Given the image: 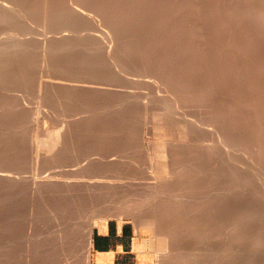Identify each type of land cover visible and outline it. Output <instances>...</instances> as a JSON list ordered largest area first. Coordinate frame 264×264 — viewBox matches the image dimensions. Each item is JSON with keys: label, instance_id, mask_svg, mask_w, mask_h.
<instances>
[{"label": "rangeland", "instance_id": "374dc122", "mask_svg": "<svg viewBox=\"0 0 264 264\" xmlns=\"http://www.w3.org/2000/svg\"><path fill=\"white\" fill-rule=\"evenodd\" d=\"M109 219L264 264V0H0V264H92Z\"/></svg>", "mask_w": 264, "mask_h": 264}, {"label": "crops", "instance_id": "0c3cea01", "mask_svg": "<svg viewBox=\"0 0 264 264\" xmlns=\"http://www.w3.org/2000/svg\"><path fill=\"white\" fill-rule=\"evenodd\" d=\"M90 244L92 264H142L129 223L107 220L93 228Z\"/></svg>", "mask_w": 264, "mask_h": 264}, {"label": "bare ground", "instance_id": "6f19581e", "mask_svg": "<svg viewBox=\"0 0 264 264\" xmlns=\"http://www.w3.org/2000/svg\"><path fill=\"white\" fill-rule=\"evenodd\" d=\"M109 47V46H108ZM131 80V79H130ZM57 132V131H56ZM53 133H55V132H53ZM60 133H55V134H53V137H51V136H49V138L51 137L52 139H50V141H49V138L47 139L48 141H45L44 143H42V144H40V145H42V147L43 146H45V147H49L51 150L53 149V147L56 145V146H58L59 144H60V142H59V144L57 145V143H58V138L60 137V136H58ZM51 135V134H50ZM49 142V143H48ZM47 144L49 145V146H47ZM55 148V147H54ZM49 149V150H50ZM44 179V178H43ZM193 213V212H192ZM194 214V213H193ZM191 215V214H190ZM165 216V215H164ZM169 218V217H168ZM172 218V217H171ZM158 220V219H157ZM157 222V221H156ZM170 222V221H169ZM195 222V221H194ZM95 223V222H94ZM93 222H92V226H94L95 224H94ZM105 223V222H104ZM176 225V224H175ZM92 226H90L91 228H92ZM101 226V225H100ZM180 226V225H179ZM91 228L88 230V233H87V235H86V245H87V250L89 251L90 250V246H91V244H90V241H91ZM170 228V227H169ZM197 230V229H196ZM172 231V230H171ZM193 231V230H192ZM156 232V231H155ZM158 232V231H157ZM162 232V231H161ZM197 232V231H196ZM192 233H194V231L192 232ZM192 233H190V236H191V239H193V238H196V237H194L193 236V234ZM170 234V233H169ZM158 235V234H157ZM165 235H167V234H165ZM196 236H197V233H196ZM158 237V236H157ZM179 238V237H178ZM162 239H164V238H162ZM167 239V238H166ZM180 239V238H179ZM164 241V240H163ZM162 241V242H163ZM165 242V241H164ZM160 244V243H159ZM164 245H165V243H164ZM232 246V245H231ZM164 247V246H163ZM169 247V246H168ZM171 247V246H170ZM200 247V246H199ZM180 248V247H179ZM165 249V248H164ZM166 249H168L167 248V245H166ZM186 249V248H185ZM191 249V248H190ZM184 250V249H183ZM182 250V251H183ZM237 250H239V249H237ZM188 251V250H187ZM197 251V250H196ZM199 251V250H198ZM232 251V250H231ZM179 252V251H178ZM194 252V251H193ZM224 252V251H223ZM186 253H189V252H186ZM201 253V252H200ZM204 253V252H203ZM234 253V252H233ZM164 254V253H163ZM185 254V253H184ZM193 254V253H192ZM202 254V253H201ZM205 254V253H204ZM229 254V253H228ZM168 255V254H167ZM177 255H179V254H177ZM186 255V254H185ZM191 255V254H190ZM190 255H188L187 257H186V259H182L183 261H181V263H183L184 262V260L186 261V263L187 264H189L190 262H192L193 260H195L194 258H193V255L192 256H190ZM182 256V255H181ZM190 256V257H189ZM198 256V255H197ZM86 257V256H85ZM182 257H184V256H182ZM90 262V258L88 257V255H87V257H86V264H88Z\"/></svg>", "mask_w": 264, "mask_h": 264}]
</instances>
